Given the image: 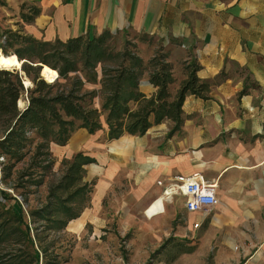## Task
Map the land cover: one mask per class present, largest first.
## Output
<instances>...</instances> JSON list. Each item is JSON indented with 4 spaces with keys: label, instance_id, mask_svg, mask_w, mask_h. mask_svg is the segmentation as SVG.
<instances>
[{
    "label": "crops",
    "instance_id": "0c3cea01",
    "mask_svg": "<svg viewBox=\"0 0 264 264\" xmlns=\"http://www.w3.org/2000/svg\"><path fill=\"white\" fill-rule=\"evenodd\" d=\"M34 9L39 12L28 21ZM0 28L44 41L130 30L161 40L175 68L196 60L198 76L214 83L210 97H186L184 123L172 136L171 120L113 140L106 128L95 134L79 128L67 144L52 143V151L67 157L84 152L96 160L85 166L86 179L96 177L94 199L124 171L136 209L148 218L166 212L170 199L157 215L148 209L165 198L169 179L201 172L217 183L219 204L205 219V231L218 237L216 264H264V0H0ZM221 73L225 78L214 82ZM175 76L173 92L186 78L176 69ZM141 89L156 91L148 77ZM85 218L72 221L80 225Z\"/></svg>",
    "mask_w": 264,
    "mask_h": 264
},
{
    "label": "trees",
    "instance_id": "16d2710c",
    "mask_svg": "<svg viewBox=\"0 0 264 264\" xmlns=\"http://www.w3.org/2000/svg\"><path fill=\"white\" fill-rule=\"evenodd\" d=\"M3 34L0 52L26 61L20 72L0 62V264H63L67 227L91 206L96 179L86 180L85 166L96 160L78 152L56 170L52 143L67 144L79 128L90 134L106 128L109 140L141 136L164 120L174 123L172 136L184 123L186 97L207 99L214 83L199 77L201 65L187 59L186 78L173 92L177 78L169 51L160 49L146 61L136 45L116 48L108 30L66 41L39 40L21 30ZM38 63L57 71V79L41 77ZM23 74L32 87L25 88ZM146 77L156 88L152 95L141 89ZM224 78L221 73L214 82ZM25 91L29 104L23 110L18 100Z\"/></svg>",
    "mask_w": 264,
    "mask_h": 264
},
{
    "label": "rangeland",
    "instance_id": "374dc122",
    "mask_svg": "<svg viewBox=\"0 0 264 264\" xmlns=\"http://www.w3.org/2000/svg\"><path fill=\"white\" fill-rule=\"evenodd\" d=\"M5 30L0 28V36ZM114 35L112 42L116 48L136 45L146 61L160 49L169 51V47L161 40L146 34L124 30ZM10 53H14V50L9 51ZM21 61L23 64L24 60ZM183 65L181 61L175 68L179 78L184 74ZM9 70L20 72L18 66ZM22 76L25 88L32 87L33 81L25 74ZM26 78L31 81L30 86L26 85ZM88 87L93 88L91 85ZM20 100L24 103L21 105L23 109L29 102L26 91ZM96 105L100 106L99 98L96 99ZM1 134L0 130V136ZM54 157L55 169L60 170L62 161L67 156L60 152ZM1 162L0 158V167ZM90 168L97 170L95 164ZM2 186L0 180V187ZM132 190V182L125 177L124 171L117 175L116 181L101 199L93 198L94 189V201L82 213L86 215L84 223L79 225L72 221L67 227L64 240L68 261L63 264H216L214 259L218 237H211L205 231L206 218L199 214L195 219L190 218L181 194H177L172 200V192L169 191L165 198L155 200L147 208L149 216L163 212L164 199H171L166 204L164 214L148 218L144 212L136 209ZM42 192L45 193L43 190ZM39 194L33 197L38 198ZM196 222H200V225L196 226Z\"/></svg>",
    "mask_w": 264,
    "mask_h": 264
},
{
    "label": "built area",
    "instance_id": "2783aa9c",
    "mask_svg": "<svg viewBox=\"0 0 264 264\" xmlns=\"http://www.w3.org/2000/svg\"><path fill=\"white\" fill-rule=\"evenodd\" d=\"M5 39L6 35L2 34L0 42ZM249 110L254 111L255 106H251ZM167 182L165 196L169 195V191L172 192V197L176 194L183 195L186 199L185 208L189 213L199 214L201 217L207 218L219 204L217 183L208 180L201 172L189 175L180 174ZM158 183L163 184V181ZM195 225L199 226L200 222H196Z\"/></svg>",
    "mask_w": 264,
    "mask_h": 264
},
{
    "label": "bare ground",
    "instance_id": "6f19581e",
    "mask_svg": "<svg viewBox=\"0 0 264 264\" xmlns=\"http://www.w3.org/2000/svg\"><path fill=\"white\" fill-rule=\"evenodd\" d=\"M0 62L6 64L8 67L10 68H15L18 66V69H20L22 67V61L21 63L18 62L17 59H15L13 56L11 55H6L2 52H0ZM58 77V72L51 69L48 66H45L44 69V78L49 81V82H54ZM25 83L27 86L31 85V81L29 79H25ZM18 104L21 106L23 103V101L18 100Z\"/></svg>",
    "mask_w": 264,
    "mask_h": 264
},
{
    "label": "water",
    "instance_id": "95a60500",
    "mask_svg": "<svg viewBox=\"0 0 264 264\" xmlns=\"http://www.w3.org/2000/svg\"><path fill=\"white\" fill-rule=\"evenodd\" d=\"M24 61H26V60H24ZM23 61V62H24ZM39 65H41L42 67H41V70H40V74H41V77H43L44 78V69H45V66H47V65H45V64H42V63H38ZM21 69V68H20ZM28 104H29V102H28ZM28 106V105H27ZM27 106L26 107H24L23 108V110L24 109H26L27 108ZM19 107L21 108V106L19 105ZM22 109V108H21Z\"/></svg>",
    "mask_w": 264,
    "mask_h": 264
}]
</instances>
